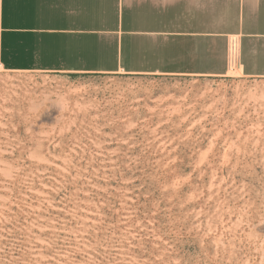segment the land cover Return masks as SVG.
Segmentation results:
<instances>
[{
	"label": "rangeland",
	"instance_id": "rangeland-1",
	"mask_svg": "<svg viewBox=\"0 0 264 264\" xmlns=\"http://www.w3.org/2000/svg\"><path fill=\"white\" fill-rule=\"evenodd\" d=\"M0 264H264V78L0 68Z\"/></svg>",
	"mask_w": 264,
	"mask_h": 264
},
{
	"label": "crops",
	"instance_id": "crops-1",
	"mask_svg": "<svg viewBox=\"0 0 264 264\" xmlns=\"http://www.w3.org/2000/svg\"><path fill=\"white\" fill-rule=\"evenodd\" d=\"M229 37L264 78V0H0L6 71L225 77Z\"/></svg>",
	"mask_w": 264,
	"mask_h": 264
},
{
	"label": "built area",
	"instance_id": "built-area-1",
	"mask_svg": "<svg viewBox=\"0 0 264 264\" xmlns=\"http://www.w3.org/2000/svg\"><path fill=\"white\" fill-rule=\"evenodd\" d=\"M240 58V50H239V42L236 37H229L227 39V53L226 60L228 71L230 69H234L236 65L239 64Z\"/></svg>",
	"mask_w": 264,
	"mask_h": 264
},
{
	"label": "bare ground",
	"instance_id": "bare-ground-1",
	"mask_svg": "<svg viewBox=\"0 0 264 264\" xmlns=\"http://www.w3.org/2000/svg\"><path fill=\"white\" fill-rule=\"evenodd\" d=\"M239 67V64L238 65H236V67L234 68V69H237ZM0 68H1V66H0ZM234 69H230V70H233V71H229L230 73V75H236V76H240V72H238V71H234ZM259 99V98H258ZM262 100V99H261ZM246 261V260H245Z\"/></svg>",
	"mask_w": 264,
	"mask_h": 264
}]
</instances>
